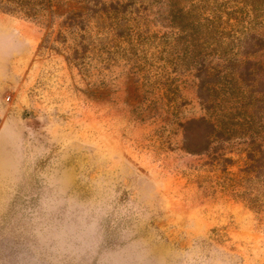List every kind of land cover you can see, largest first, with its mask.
I'll return each mask as SVG.
<instances>
[{
	"label": "rangeland",
	"instance_id": "374dc122",
	"mask_svg": "<svg viewBox=\"0 0 264 264\" xmlns=\"http://www.w3.org/2000/svg\"><path fill=\"white\" fill-rule=\"evenodd\" d=\"M103 2L115 18L105 26L72 5L38 21L0 11V264H264L259 200L235 198L213 152L184 150L207 144L194 123L207 115L204 60L214 116L254 118L259 132L264 0ZM178 7L197 13L183 32ZM221 11L258 42H235L224 67L186 56L196 22ZM67 12L89 20L90 42L65 28ZM223 154L241 177V157Z\"/></svg>",
	"mask_w": 264,
	"mask_h": 264
},
{
	"label": "trees",
	"instance_id": "16d2710c",
	"mask_svg": "<svg viewBox=\"0 0 264 264\" xmlns=\"http://www.w3.org/2000/svg\"><path fill=\"white\" fill-rule=\"evenodd\" d=\"M117 4L120 5L119 3ZM70 5L80 7L87 13L91 11L104 26V21L110 20L113 22L115 19L111 17V13L106 7L107 4L103 0H0V11L10 15H20L27 20L38 21L43 19L44 13H52L53 8H56L57 11L60 9L66 10ZM176 5L179 6L180 3L176 2ZM110 8L113 10L117 9L112 7V5L109 6ZM170 12V14L173 13L170 16L173 28H178L182 32L186 30L189 21L195 20L194 17L197 16L196 12L187 11L183 7H178ZM228 13L226 11L213 12L212 16L207 20L209 22L207 25L196 22L197 35L195 34L194 36L192 34L189 36L191 41H189L185 55L216 56L217 66L223 65L224 67L223 63L228 61L229 58H225L223 61L221 56H235L229 53L231 45L235 42H241L245 38L248 39L250 37H252V41L258 42L259 38L257 37L259 35H255L247 29L238 31L234 28ZM65 16L63 21L65 28L75 26L79 30L77 41L81 39L84 43L90 42L93 37V30L89 20H83V16L80 13L67 12ZM75 16L80 18L81 26L75 24L77 19L72 21ZM225 16L228 17L227 21L223 20ZM68 21H70L69 24ZM84 43L76 44V48L68 55L71 56L67 59L69 63L78 65L83 59L79 48ZM175 49L173 50L175 51ZM202 65L209 66L208 70L199 72L200 74L197 76L199 79V99L204 103L203 107L207 115L194 123L207 130V144L203 148L187 145L184 150L193 156H203L213 152L215 165L222 167L225 175L226 187L231 190L236 199L244 201L250 208L255 209L259 200V211H261L264 208V118L259 116V132L256 130L258 124L254 118H242L232 114L223 118H216L214 114L217 103L211 98V81L208 77L214 68L210 66V61L207 62V60H204ZM227 150L231 155L241 157L244 164V168L240 170L241 177L235 176L230 171V168L235 167L238 162L233 157L228 158L226 154H223L227 153ZM254 173H259V188L257 189L256 186L252 185V175Z\"/></svg>",
	"mask_w": 264,
	"mask_h": 264
}]
</instances>
